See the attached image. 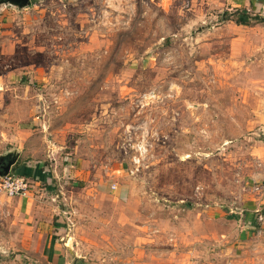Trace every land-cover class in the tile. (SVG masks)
Returning a JSON list of instances; mask_svg holds the SVG:
<instances>
[{"label": "rangeland", "instance_id": "374dc122", "mask_svg": "<svg viewBox=\"0 0 264 264\" xmlns=\"http://www.w3.org/2000/svg\"><path fill=\"white\" fill-rule=\"evenodd\" d=\"M215 1L0 4V157L42 165L22 198L90 264H264V221L234 218L264 193V45L236 43L264 23ZM17 199L0 189V264H36Z\"/></svg>", "mask_w": 264, "mask_h": 264}, {"label": "crops", "instance_id": "0c3cea01", "mask_svg": "<svg viewBox=\"0 0 264 264\" xmlns=\"http://www.w3.org/2000/svg\"><path fill=\"white\" fill-rule=\"evenodd\" d=\"M211 1L216 2L215 0H211ZM223 1H222L223 5H229V7L231 6L233 9L236 8L237 10H243V9L247 10L253 17L259 19V21L257 19L254 22L258 24L264 23V0H230L224 2ZM257 26L259 25H255V27ZM245 27L247 28L249 26H245ZM236 43L239 48L238 51L239 53L249 55L250 48L253 47V54L255 53L257 54L258 48L262 49V46L264 45V35L258 36L257 34H253V35L239 36L238 39L236 40ZM261 73L264 74V72L262 71ZM259 87L263 89L264 83L262 82V84L259 85ZM258 106L263 107V109L258 107V109L256 110L257 116H254L251 122L264 123V104ZM257 147L264 153V144L257 145ZM41 166L42 165L39 164L34 169L28 167L29 169L33 170L35 178H40V175H37L38 172L43 173L41 171L42 169ZM71 173L72 172L70 170L68 174ZM77 175H80V172H78V174L72 173L73 178H77L78 181H81L80 179L82 178H80ZM40 181H42L41 178ZM76 185L82 186L83 184H76ZM81 191H83V189L77 190V192H81ZM71 192L74 193V191ZM95 192H99V189L95 190ZM29 195L27 197H29ZM69 199L70 197L67 196V198L64 200L69 201ZM17 203H19L20 210L23 212L24 216L28 218L26 221L30 223L33 222L32 225L28 226V229L34 239L29 243H25V246H23L27 250H30L35 253V255H32V258L29 259L30 261L35 262L36 264L38 263L90 264L89 257L86 255L85 256L80 255L79 253L81 250L77 248V246L75 247L74 244H71V240L68 241L66 240L68 236V227L66 226V224H64L63 222L58 224L60 220L57 222V224L53 223L52 219L55 214H53L52 212V208L54 209L52 203L50 204L43 203L39 197H35V196L25 199L19 197V199H17ZM247 207L248 209L245 216L239 213L240 217L234 216V218L238 219L239 220L238 222L243 223L246 226V228L255 229L258 225L257 224L258 218L263 217V221H264V193L261 194L260 196L258 195L257 198L252 202H250L249 206ZM0 209L2 213L5 211L4 210L5 208L3 207H0ZM64 209L60 213L57 210L58 213L57 215L60 217L61 220H64V218H66L67 220L70 221L72 218L71 216L72 214L68 215V213L65 212ZM8 214L12 215L11 218L16 217V214L14 212L9 211ZM126 215L128 216V218L131 216V214H126ZM116 217L118 218V216Z\"/></svg>", "mask_w": 264, "mask_h": 264}, {"label": "built area", "instance_id": "2783aa9c", "mask_svg": "<svg viewBox=\"0 0 264 264\" xmlns=\"http://www.w3.org/2000/svg\"><path fill=\"white\" fill-rule=\"evenodd\" d=\"M1 181L0 189L10 198L27 197L31 193L32 182L29 178L9 174L8 176L2 178ZM259 219V221H263V217H260Z\"/></svg>", "mask_w": 264, "mask_h": 264}, {"label": "trees", "instance_id": "16d2710c", "mask_svg": "<svg viewBox=\"0 0 264 264\" xmlns=\"http://www.w3.org/2000/svg\"><path fill=\"white\" fill-rule=\"evenodd\" d=\"M230 15H235L236 18V23L239 25H245V26H250L253 21L257 20L258 18L253 17L247 10H236L232 14H227V20H231ZM259 21V19H258ZM14 173L17 176H23L26 178H35L33 170L29 169L28 167L21 166V165H16V168L14 170ZM36 175V174H35ZM37 175H40V178L42 181H46L48 179V174H43L41 172H38Z\"/></svg>", "mask_w": 264, "mask_h": 264}, {"label": "water", "instance_id": "95a60500", "mask_svg": "<svg viewBox=\"0 0 264 264\" xmlns=\"http://www.w3.org/2000/svg\"><path fill=\"white\" fill-rule=\"evenodd\" d=\"M34 3V0H0V4L10 5L19 9L30 7ZM20 153H12L7 156L0 157V177L4 178L8 176L14 165H16ZM2 163H4L2 165Z\"/></svg>", "mask_w": 264, "mask_h": 264}, {"label": "flooded vegetation", "instance_id": "af4514ba", "mask_svg": "<svg viewBox=\"0 0 264 264\" xmlns=\"http://www.w3.org/2000/svg\"><path fill=\"white\" fill-rule=\"evenodd\" d=\"M4 163H2V165H3Z\"/></svg>", "mask_w": 264, "mask_h": 264}]
</instances>
